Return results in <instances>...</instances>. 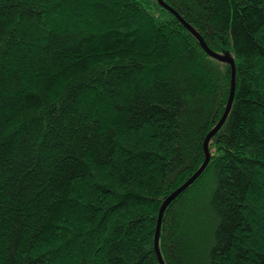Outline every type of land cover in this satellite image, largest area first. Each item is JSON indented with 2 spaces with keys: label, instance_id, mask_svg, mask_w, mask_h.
<instances>
[{
  "label": "trees",
  "instance_id": "16d2710c",
  "mask_svg": "<svg viewBox=\"0 0 264 264\" xmlns=\"http://www.w3.org/2000/svg\"><path fill=\"white\" fill-rule=\"evenodd\" d=\"M232 58L165 264H264V0H163ZM231 65L158 0H0V264H160Z\"/></svg>",
  "mask_w": 264,
  "mask_h": 264
},
{
  "label": "water",
  "instance_id": "95a60500",
  "mask_svg": "<svg viewBox=\"0 0 264 264\" xmlns=\"http://www.w3.org/2000/svg\"><path fill=\"white\" fill-rule=\"evenodd\" d=\"M158 1L160 2V4L162 6L166 7L169 10H171L178 17V19L196 36V38L199 40V42L201 43V45L203 46V48L205 49V51L207 52L208 55H210L211 57H214V58H216V59H218L220 61H224V62L229 63L231 65V71H232L231 89H230V94H229V97H228V101H227L225 110H224L221 118L217 122V124L206 135V137L204 139V142H203V147H204V151H205V159H204L203 163L200 165V167L186 181H184L181 185H179L176 189H174L162 201V203H161V205L159 207L158 217H157V223H156V229H155L154 247H155V251H156V254H157V258L159 260V263L160 264H165L164 261H163V258L161 256V253H160V250H159V246H158L159 231H160V225H161V220H162L163 212H164L166 206L178 194H180L184 189H186L201 174V172L204 170L205 166L207 165V163L209 161L210 156H209V151H208V148H207V144H208L210 138L217 132V130L220 128V126L225 121L226 116L228 115V112H229L230 107H231V104H232L233 94H234V73H235V65H234V61H233L232 58L219 55L218 53H216L213 50H211L207 46V44L205 43V41L203 40V38L199 35V33L191 25H189L171 6L167 5L163 0H158Z\"/></svg>",
  "mask_w": 264,
  "mask_h": 264
},
{
  "label": "bare ground",
  "instance_id": "6f19581e",
  "mask_svg": "<svg viewBox=\"0 0 264 264\" xmlns=\"http://www.w3.org/2000/svg\"><path fill=\"white\" fill-rule=\"evenodd\" d=\"M208 46V45H207ZM214 51V50H213ZM234 61V60H233ZM235 65V64H234ZM235 79V78H234ZM235 82V81H234ZM234 95V94H233ZM231 108V107H230ZM210 154V153H209Z\"/></svg>",
  "mask_w": 264,
  "mask_h": 264
}]
</instances>
